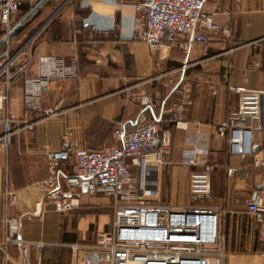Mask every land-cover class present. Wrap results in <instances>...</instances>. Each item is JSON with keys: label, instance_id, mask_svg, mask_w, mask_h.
<instances>
[{"label": "crops", "instance_id": "obj_1", "mask_svg": "<svg viewBox=\"0 0 264 264\" xmlns=\"http://www.w3.org/2000/svg\"><path fill=\"white\" fill-rule=\"evenodd\" d=\"M50 1L46 26L31 44L12 48L13 53L25 46L32 62L9 88L10 126L18 131L7 144L0 120V264L22 261L19 246H5L8 228L25 241L44 243L29 250V264H83V249L73 256L71 245L93 243L110 218L91 210L95 202L87 204L85 193L70 211L57 213L39 189L47 171L45 153L64 141L75 150L99 148L112 142L114 127L131 128L154 117L169 132L170 144L169 154L148 159L153 188L147 201L181 206L193 169L181 164L182 151L196 148L212 166L210 203L222 213L225 264H260L259 215L248 212L247 202L264 181V129L253 132L252 153L242 157L230 153L216 128L237 109L231 86L264 88V0H205L204 11L220 30L187 53L179 45L182 37L164 51L129 39L131 4L140 0ZM25 58L20 55L15 67ZM45 60L59 73L27 103L26 80L43 72ZM50 108L60 114L46 117ZM69 161L66 169L72 172L73 154ZM229 167L238 170L229 174ZM130 174L139 176L140 169L130 167ZM7 194L14 195V204Z\"/></svg>", "mask_w": 264, "mask_h": 264}, {"label": "built area", "instance_id": "obj_2", "mask_svg": "<svg viewBox=\"0 0 264 264\" xmlns=\"http://www.w3.org/2000/svg\"><path fill=\"white\" fill-rule=\"evenodd\" d=\"M31 0H0V25L6 37L0 53V120L4 130L1 137L7 144L14 119L7 108L8 92L16 75H25L32 62V52L22 46L10 51L8 33L15 24L20 6ZM205 0H140L131 4L134 15L131 20L129 39L150 48L170 47L179 42L187 53L195 43H204L210 31L220 30L210 15L204 11ZM39 33V30H38ZM36 33V34H38ZM27 42L32 43L37 35ZM25 60L15 67L20 55ZM55 64L45 60L44 70L37 77L27 78L26 95L30 103L35 95L52 77L58 75ZM238 94L237 109L229 113L216 132L225 138L231 154L242 157L251 155L254 131L264 129V88L248 89L243 86L230 87ZM145 104H151L144 99ZM47 114H53L51 109ZM160 118H142L133 122L131 128L118 125L111 130V143L95 149L75 150L64 141L57 150L45 153L46 176L40 181L43 197L51 200L59 214L70 211L82 194H100L113 201V220L109 231L100 232L95 241L85 245H71L73 256L78 248L83 249V264H225L224 235L219 229L222 215L215 205L206 203L210 199V173L212 166L198 153L196 148L184 149L181 164L193 167L189 173L188 197L191 203L172 206L147 201L152 192L147 165L150 156L156 160L169 154L170 134L159 128ZM30 126V125H29ZM74 155V168L66 167ZM130 167L140 169L139 176L130 174ZM238 168L229 167L232 174ZM9 195L14 204L15 197ZM249 213L259 215V240L264 244V181L259 190L247 202ZM5 246L10 243L20 248L21 264H29V250L42 248V242L25 241L8 228ZM260 264H264V251Z\"/></svg>", "mask_w": 264, "mask_h": 264}, {"label": "rangeland", "instance_id": "obj_3", "mask_svg": "<svg viewBox=\"0 0 264 264\" xmlns=\"http://www.w3.org/2000/svg\"><path fill=\"white\" fill-rule=\"evenodd\" d=\"M38 1L39 0H37L35 2H31V5H29V2H26L28 4V6H29V10L28 11H30L32 9V7H34L37 4ZM49 4H51V1L50 0H46L45 3L32 16L30 18H28L27 21L24 22L23 26L21 27L22 28L21 31H19L17 33L14 32L12 35H10L8 37L9 46H10V51L11 52L13 51L12 48L14 49V48H17L19 45H22L24 42L28 41L33 35L38 33V30L40 31L42 27L46 26V24L48 23V22H46V19H45L46 11L48 10V9H46V5H49ZM21 13H22V11L19 12V14L17 16L18 18L21 15ZM27 13L28 12H26V14ZM18 18L15 20V24L22 17H20L19 20H18ZM36 35H38V34H36ZM3 37H4V33L1 31V25H0V39L3 38ZM2 45H3V43L0 45V53H1V50H2L1 49ZM2 48H3V46H2ZM0 63H1V59H0ZM57 108H50L54 113L53 114L45 113V116L46 117L47 116L48 117H56L57 115L60 114V111ZM29 125L30 124H27L26 127L29 126ZM86 199L88 200L87 204H90V202H95V203H93L95 205H90L91 206V210L101 211V213L106 212L108 214V217L110 218V221H111L112 216H113V201L111 199H109V198H107L105 196H101V195H90V196L86 197ZM156 202H160V201L156 200ZM189 203H191V200L187 196L186 199L181 203V206H185V205H187ZM206 203L211 204L210 203V199ZM110 221H109V223H110ZM109 223H107L106 225L103 226L102 229L104 231H106L109 228V226H110ZM261 244L264 245L262 242H261Z\"/></svg>", "mask_w": 264, "mask_h": 264}, {"label": "water", "instance_id": "obj_4", "mask_svg": "<svg viewBox=\"0 0 264 264\" xmlns=\"http://www.w3.org/2000/svg\"><path fill=\"white\" fill-rule=\"evenodd\" d=\"M45 0H39L37 4L27 13L25 14L9 31L8 35H12L25 21H27L28 18H30L44 3ZM6 37H3L0 39V45L5 41ZM164 48H162V51H164Z\"/></svg>", "mask_w": 264, "mask_h": 264}, {"label": "trees", "instance_id": "obj_5", "mask_svg": "<svg viewBox=\"0 0 264 264\" xmlns=\"http://www.w3.org/2000/svg\"><path fill=\"white\" fill-rule=\"evenodd\" d=\"M46 1V0H45ZM45 1H44V3H45ZM43 3V4H44ZM42 4V5H43ZM41 5V6H42ZM40 6V7H41ZM33 8V7H32ZM20 9H21V11H22V13H21V15L19 16V18H18V20L20 19V17H23L25 14H26V12H29L28 10H29V6H28V4L27 3H23L21 6H20ZM24 24V23H23ZM23 25H21L15 32L17 33V32H19V31H21V27H22ZM1 49H2V46H1Z\"/></svg>", "mask_w": 264, "mask_h": 264}]
</instances>
